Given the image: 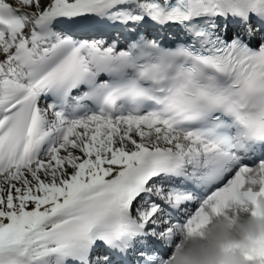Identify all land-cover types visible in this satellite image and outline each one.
<instances>
[{
    "label": "snow or ice",
    "instance_id": "1",
    "mask_svg": "<svg viewBox=\"0 0 264 264\" xmlns=\"http://www.w3.org/2000/svg\"><path fill=\"white\" fill-rule=\"evenodd\" d=\"M261 199L264 0H0V264H166Z\"/></svg>",
    "mask_w": 264,
    "mask_h": 264
},
{
    "label": "clouds",
    "instance_id": "2",
    "mask_svg": "<svg viewBox=\"0 0 264 264\" xmlns=\"http://www.w3.org/2000/svg\"><path fill=\"white\" fill-rule=\"evenodd\" d=\"M237 208L229 205L205 225L181 235L166 264H246L237 253L250 251L264 239V199L251 205L247 214Z\"/></svg>",
    "mask_w": 264,
    "mask_h": 264
},
{
    "label": "bare ground",
    "instance_id": "3",
    "mask_svg": "<svg viewBox=\"0 0 264 264\" xmlns=\"http://www.w3.org/2000/svg\"><path fill=\"white\" fill-rule=\"evenodd\" d=\"M242 207H243V206H242ZM225 210H227V209H225ZM237 211H238V210H237ZM179 237H180V236H177V238H176V239H179Z\"/></svg>",
    "mask_w": 264,
    "mask_h": 264
}]
</instances>
